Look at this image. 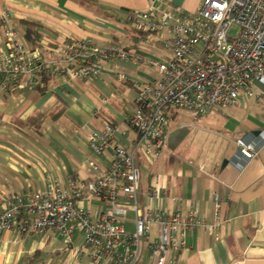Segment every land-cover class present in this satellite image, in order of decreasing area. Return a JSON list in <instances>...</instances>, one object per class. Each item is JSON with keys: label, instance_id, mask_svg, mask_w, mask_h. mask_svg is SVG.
<instances>
[{"label": "crops", "instance_id": "obj_1", "mask_svg": "<svg viewBox=\"0 0 264 264\" xmlns=\"http://www.w3.org/2000/svg\"><path fill=\"white\" fill-rule=\"evenodd\" d=\"M200 2L0 0V8L13 11L18 40L43 55H50V46L66 38H91L100 50L122 48L133 55L131 60L104 59L96 78L52 75L36 88L0 91V195L37 190L49 174L61 180L69 175L87 178L89 158L108 164L112 150L92 152L88 133L111 123L128 132L125 137L119 132L116 135L129 143L128 138L133 139L135 133L126 119L139 85L159 77L158 70L146 60L165 61L171 53L168 30L136 34L133 29L138 28L128 20V13L162 4L174 12L194 14ZM25 23L33 27L30 36L26 35ZM164 31L169 35L157 36ZM119 74L126 79L119 80ZM255 93L251 97L240 95L235 103L196 117L186 109L190 112L187 123V116L175 109L181 107L171 108L158 155L139 148L140 204L155 208L161 202L169 212L182 215L196 207L206 224L187 235L184 249L172 250L175 264H264V142L248 162L238 154L235 143L237 136L256 141L264 136L263 83L255 82ZM38 114L43 115L42 121L29 126L27 122ZM175 119L179 125L170 129L169 120ZM159 188L166 191L163 201L149 198L148 191ZM215 194L219 196L218 210ZM95 207V203L91 205L92 217L96 216ZM215 223L218 226L213 230L208 224ZM124 225L133 230L132 210ZM150 231L151 239L156 238L157 224H152ZM72 239L79 243L77 231ZM32 255V264H91L66 247L58 232L2 233L0 264H24L23 260ZM140 264H152L146 244L141 248Z\"/></svg>", "mask_w": 264, "mask_h": 264}, {"label": "built area", "instance_id": "obj_2", "mask_svg": "<svg viewBox=\"0 0 264 264\" xmlns=\"http://www.w3.org/2000/svg\"><path fill=\"white\" fill-rule=\"evenodd\" d=\"M128 20L143 32L168 30L171 53L165 61L148 58L159 77L144 81L127 116L135 137L126 136L111 123L88 133L87 144L95 154L111 149L106 165L87 160L89 177L69 175L65 180L49 174L43 186L27 193L0 195V240L5 231L38 235L58 232L66 247L88 258L91 264H140L143 244L152 264H175L172 250L186 247V237L206 225L198 209L186 215L140 204L139 148L158 155L168 127V111L184 107L194 116L221 105H231L240 95H256L255 82L264 84V0H201L194 14L174 12L162 4L130 11ZM13 11L0 8V91L21 92L40 86L45 78L65 75L84 79L101 74L104 59L131 60L122 48L100 50L91 38H66L50 46V55L29 49L18 40ZM236 26L237 31L231 32ZM125 80L124 74L118 75ZM259 140L235 137L237 152L246 162L256 156ZM149 198L163 201V188L148 191ZM216 210L219 196L214 195ZM82 203L83 205H80ZM95 203V217L90 215ZM133 211V230L124 220ZM157 224V236L150 229ZM216 229L218 224H208ZM79 234L74 244L73 234Z\"/></svg>", "mask_w": 264, "mask_h": 264}, {"label": "trees", "instance_id": "obj_3", "mask_svg": "<svg viewBox=\"0 0 264 264\" xmlns=\"http://www.w3.org/2000/svg\"><path fill=\"white\" fill-rule=\"evenodd\" d=\"M25 26H26V35H28V36H30V35H32L33 34V27H32V25L31 24H27V23H25ZM135 32H136V34H143V31H140V30H138V29H136V28H134L133 29ZM171 109H169V111H170ZM42 119H43V115L42 114H38V115H36L35 116V118H32V119H30L28 122H27V124L29 125V126H34V125H37V121L39 120V121H42ZM36 254V253H35ZM34 254V255H35ZM34 255H32V256H30V257H27L26 259H24L23 260V263L24 264H32L33 263V260H34Z\"/></svg>", "mask_w": 264, "mask_h": 264}, {"label": "rangeland", "instance_id": "obj_4", "mask_svg": "<svg viewBox=\"0 0 264 264\" xmlns=\"http://www.w3.org/2000/svg\"><path fill=\"white\" fill-rule=\"evenodd\" d=\"M237 31V27L236 26H234L233 28H232V30H231V32H236ZM158 33V32H157ZM159 35H157L158 37H161V38H164V36H168L169 34L166 32V31H164V32H159L158 33ZM163 40V39H162ZM176 110H177V112L179 113V115L180 114H185L186 116H187V118H186V123L188 122V118H189V115H190V112L189 111H187L186 110V108H175ZM178 119V118H177ZM177 119H175V120H169L171 123H170V125H169V128L171 129V126L173 125V124H177V125H179V123L177 122ZM181 121H183V120H181ZM187 126H188V128L190 129V127H189V125L187 124ZM186 128V127H185ZM169 129V130H170ZM187 129V128H186ZM131 226H128L127 227V230H132V228H130Z\"/></svg>", "mask_w": 264, "mask_h": 264}, {"label": "water", "instance_id": "obj_5", "mask_svg": "<svg viewBox=\"0 0 264 264\" xmlns=\"http://www.w3.org/2000/svg\"><path fill=\"white\" fill-rule=\"evenodd\" d=\"M226 163V159L223 161V164Z\"/></svg>", "mask_w": 264, "mask_h": 264}]
</instances>
